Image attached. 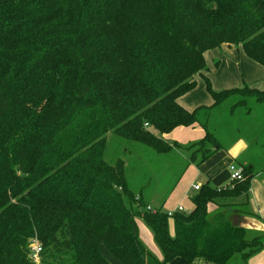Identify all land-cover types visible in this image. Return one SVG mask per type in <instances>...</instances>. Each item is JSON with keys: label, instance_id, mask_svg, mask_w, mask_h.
I'll return each instance as SVG.
<instances>
[{"label": "trees", "instance_id": "trees-1", "mask_svg": "<svg viewBox=\"0 0 264 264\" xmlns=\"http://www.w3.org/2000/svg\"><path fill=\"white\" fill-rule=\"evenodd\" d=\"M223 44L264 66V0H0V264H37L30 239L42 246L39 264H113L104 248L122 264H248L262 251L264 234L209 204L247 194L263 163L239 162L233 189L207 182L190 212L170 216L165 199L148 209L131 189L123 159H107L109 135L157 153L198 146L186 167L229 148L209 128L214 109L240 96L230 113L251 114V99L264 108V88H212L205 53ZM198 75L214 102L190 111L178 98ZM196 124L206 133L189 146L163 138ZM250 126L260 150L264 127ZM139 218L162 258L140 237Z\"/></svg>", "mask_w": 264, "mask_h": 264}, {"label": "crops", "instance_id": "crops-1", "mask_svg": "<svg viewBox=\"0 0 264 264\" xmlns=\"http://www.w3.org/2000/svg\"><path fill=\"white\" fill-rule=\"evenodd\" d=\"M244 50L241 47L229 46L228 44H223L221 48H216L209 50L205 53L206 61L208 64L209 71H205V76L209 77V79H213L216 73H218V69L221 72V80H220V88H217L216 91L224 90L223 87L226 86H234L228 88H236L243 87L240 85L241 77L242 83L249 80V86L255 88H264V66L259 64L258 62L249 58L246 53H242ZM218 58V60L216 59ZM216 62H219L218 66L215 65ZM242 62L245 64L246 74L242 75ZM230 66L234 65L232 71H227L226 65ZM233 64V65H232ZM228 65V66H229ZM254 67L256 75L254 76L251 72L248 71V68L251 69ZM214 68V69H212ZM232 69V67H231ZM201 82L197 81V85L194 89L187 92L178 98V102L185 107L186 109L192 111L199 106L202 105H212L214 99H210L208 95L205 93L207 89L206 78L202 75ZM225 76V77H224ZM245 79V80H244ZM212 82V81H211ZM248 85V84H247ZM201 87V92L198 91ZM225 88V89H228ZM213 98V97H212ZM263 113V112H262ZM248 114L249 116L252 115ZM252 119L250 121L255 120L263 122V115L259 117L256 115H252ZM262 119V120H261ZM234 131V130H232ZM205 129L200 126V124H196L194 126H179L175 128L172 132L164 134L163 138L170 142L177 141L182 145H188L193 142V140L201 139L205 136ZM264 138V137H262ZM261 138V140H262ZM237 144L235 147L221 149L215 152L207 161L202 163L201 165L191 164L189 166H185L183 171L181 172L176 184L174 185L172 192L169 196L164 197L165 202L162 206L166 207L167 211L177 210L178 206H183L186 210L191 211L194 207L191 196L194 184L201 183V185L209 182L211 186L217 187L219 189L226 188L228 185H231V173L230 166L232 164L242 167L243 164H247L249 161L260 162L259 160L254 161L251 157L245 158L242 163H239L236 159L237 156L247 149V143L241 141V139L237 138ZM260 140V141H261ZM264 142V139L261 141ZM254 156V154H252ZM260 154H255V157H258ZM262 158V157H261ZM196 168L197 170H193ZM201 173V182L197 181L198 174ZM194 194V193H193ZM240 197L227 198V199H219L220 204L232 203V205H222L218 206L216 203L209 204V210L211 212H216L217 210H225L231 214L232 220L235 224L244 226L250 234H264V168L263 165L258 167L254 177L251 180V186L245 197L239 201ZM238 200V201H236ZM236 201V202H235ZM163 203V202H162ZM243 204V207L237 206ZM152 206V204H149ZM152 206L154 209L161 206ZM168 205V206H167ZM236 205V206H235ZM172 222V221H171ZM138 227L140 231L141 238L149 235L150 246L154 253L161 258V251L158 246L154 242L153 235L149 232V230L142 225L141 222L138 221ZM143 227V228H142ZM171 229L174 225L171 223ZM172 232V230H171ZM157 247H156V246ZM156 247V248H154ZM158 249V250H157ZM104 254L108 257V259L113 263L117 264L115 260H112L109 255L110 252L104 248ZM202 259V257L196 258L191 264H194L198 259ZM204 259V258H203ZM207 261V260H206ZM211 264H214L210 261H207ZM184 264V263H183ZM248 264H264V249L249 258Z\"/></svg>", "mask_w": 264, "mask_h": 264}, {"label": "rangeland", "instance_id": "rangeland-1", "mask_svg": "<svg viewBox=\"0 0 264 264\" xmlns=\"http://www.w3.org/2000/svg\"><path fill=\"white\" fill-rule=\"evenodd\" d=\"M241 52L244 53L243 51ZM216 59L218 60V58ZM215 65H217V62L215 63ZM228 65L229 64L226 65L227 71H232L234 68V65L233 64H232L233 66H230V65L228 66ZM242 65H243L242 75L245 76L246 74L245 64L242 62ZM253 69L254 67H251V69L248 68V71L251 72L255 76L256 73H255V70ZM196 79L197 81L201 82V76L198 75ZM220 80H221V72H220V69H218V73H216L214 78L211 79L212 88L214 90H218L217 88H220V85H221L219 83ZM241 83H242V77H241L240 85L242 86L247 85V84L249 85V80L247 79V81L245 80L243 84ZM228 87H234V86H226V87H223L222 89H225ZM197 90L201 92V87ZM205 93L208 95L210 99L213 100L212 95L208 91V89L205 90ZM239 98L240 96L230 97L229 99L224 101L223 110L221 109V107L214 109V112L211 117V122H210L211 126H209V128L210 129L211 127L213 129L215 128V131L219 132L220 134H223L224 141L226 144L229 145L230 149L232 147H235V145L237 144V140L235 141V138L237 137V135H240L239 139H241V141H243L244 143H247L248 145L247 149L241 152L237 156L236 160L238 162H243L245 158L251 157L252 154H260L261 157L263 158V161L260 160L261 162H257V163L264 164V147L259 146L261 148L259 150L257 149L256 145H250V140L251 138L254 137L253 133H255V131H253L252 129L253 126H250L251 125L250 119H252L253 114L256 116L263 115L262 117L263 122L261 121L260 127H264V108L260 106L259 104H256L254 99H251L249 104L254 108L252 115L249 116L248 114L243 113L245 110H247L245 106L235 108L237 110H235L233 112L234 115H232V113H230L231 105L234 104ZM239 125L243 126L242 129H240L241 131H239ZM109 136L110 137H109L108 146H107V159L109 161H114L118 158L123 159L126 164V173H127V179L129 182V186L131 187V189H133L136 192L142 191L145 195L146 200L150 202L152 206H155V207L158 205H161L163 202V199H165L164 197H167L171 194L172 189L174 185L176 184L186 163L188 162L189 157L194 151H199L198 146H193L190 149H174L169 153H157L153 148H150L143 144L136 143V142H127L124 139L119 138L116 135H113V136L109 135ZM258 136L261 140V138L264 137V133L259 134ZM263 139L264 138H262V140ZM197 140H193V142ZM185 146H189V145H185ZM193 170H197V169L193 168ZM197 181L201 182V173L198 174ZM229 186L230 185H228L227 187ZM231 188L233 189L234 187L232 186ZM192 192L195 193L196 190H192ZM241 196L246 198L245 194ZM242 197H240L239 201L242 199ZM235 198L236 197H234L233 199ZM237 206L242 208L243 204L240 203V205L237 204ZM163 209L167 210L166 207H164ZM138 221L141 222V226L144 225L149 230V232L153 235V233L148 228V226L144 223L143 220L139 218ZM171 230L173 232V228ZM149 239L151 238H149L148 233H147V236L142 238V240L147 245V247L152 250ZM32 240L33 239H30V243L32 242ZM29 249H30V246H29ZM109 255L111 256L112 260H115L117 264H122L111 253ZM29 256L32 260L30 250H29ZM161 258H162V253H161ZM206 260L207 259L205 258L204 259L200 258L194 264H211L207 262L208 260L207 261ZM233 260L239 261L240 260L239 255H236L233 258ZM32 261L35 262L34 260ZM183 263H184V260L182 258H176L172 260L169 264H183Z\"/></svg>", "mask_w": 264, "mask_h": 264}, {"label": "built area", "instance_id": "built-area-1", "mask_svg": "<svg viewBox=\"0 0 264 264\" xmlns=\"http://www.w3.org/2000/svg\"><path fill=\"white\" fill-rule=\"evenodd\" d=\"M230 173H231V179L232 180H243L244 179V175L242 172V167H238L234 164H232L230 166ZM202 185L201 184H194L193 188L195 190L200 189ZM148 209H152L155 210L152 206H148ZM186 211V212H190L189 210H186L183 206H178L177 210L175 211ZM175 211L169 210L168 213L170 216H172L174 214ZM41 251H42V246L40 244V242L37 239H33L32 242L30 243V252H31V256H32V260H34L37 263H40L41 261Z\"/></svg>", "mask_w": 264, "mask_h": 264}]
</instances>
